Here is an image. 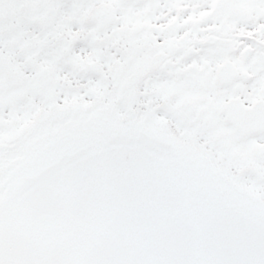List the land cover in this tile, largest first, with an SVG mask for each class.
Here are the masks:
<instances>
[{
	"label": "snow or ice",
	"instance_id": "obj_1",
	"mask_svg": "<svg viewBox=\"0 0 264 264\" xmlns=\"http://www.w3.org/2000/svg\"><path fill=\"white\" fill-rule=\"evenodd\" d=\"M0 264H264V0H0Z\"/></svg>",
	"mask_w": 264,
	"mask_h": 264
}]
</instances>
